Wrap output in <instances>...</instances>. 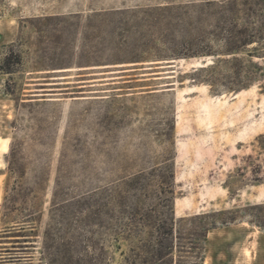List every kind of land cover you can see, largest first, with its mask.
I'll return each instance as SVG.
<instances>
[{"label": "rangeland", "instance_id": "1", "mask_svg": "<svg viewBox=\"0 0 264 264\" xmlns=\"http://www.w3.org/2000/svg\"><path fill=\"white\" fill-rule=\"evenodd\" d=\"M0 148V264H121L113 183L134 244L173 200L175 264H264V0H0Z\"/></svg>", "mask_w": 264, "mask_h": 264}, {"label": "trees", "instance_id": "2", "mask_svg": "<svg viewBox=\"0 0 264 264\" xmlns=\"http://www.w3.org/2000/svg\"><path fill=\"white\" fill-rule=\"evenodd\" d=\"M235 4V3H234ZM255 42V37H252L250 40L247 38L240 39L238 43L240 46H236L233 50H230L228 54H235L241 51L242 48L247 45ZM236 69L234 72L240 75L241 62L236 59ZM232 64V63H231ZM212 68H217L216 66ZM215 69L201 70V72H213ZM252 81H256L259 77L258 74L251 73ZM112 187L104 190V198L102 201V206L100 212L96 209L95 206H90V214L92 216V227L97 225L96 219L101 217L102 226L105 229V234L108 237V242H113L119 244L118 249H121L120 244L123 242L127 244V251L122 252L123 261L121 264H175V254L178 251V246L176 243L175 236V217H174V208L172 201L168 205V212L164 214L165 219L161 220V216H153V239L151 241V232L148 233V238L143 241L141 246L134 244L137 241V234L135 232V227L137 224V215L134 205L129 202L131 196L123 195V192L119 190L115 183L111 185ZM60 194L57 190L53 193V199L50 208V219L54 221L57 216V211L59 207H62L63 210L70 208V200H63L61 203L58 202ZM93 198V197H92ZM264 208V204L254 206L253 210L259 211V214L253 215V219L250 223L252 225H257L264 230V221L260 215V211ZM98 211V212H97ZM63 211V214L67 215L68 212ZM98 218V219H99ZM147 223L151 228V214L147 215ZM28 219V218H27ZM203 219V218H199ZM235 221V220H234ZM230 222H222L223 226H228ZM32 222L27 220L23 222V226H31ZM100 225V226H101ZM218 226L208 225L204 228L203 232L200 233L202 237L207 239L208 234L217 230ZM89 233L94 234V231H89ZM206 234V235H205ZM195 249V248H193ZM195 258L200 259L202 262L204 257L200 256L199 253ZM203 254V253H202ZM66 264H94L91 260H82L77 259L73 260L72 256H65ZM113 257L110 254H107L106 264L113 263ZM181 264V263H179ZM192 264H197V262H192Z\"/></svg>", "mask_w": 264, "mask_h": 264}, {"label": "crops", "instance_id": "3", "mask_svg": "<svg viewBox=\"0 0 264 264\" xmlns=\"http://www.w3.org/2000/svg\"><path fill=\"white\" fill-rule=\"evenodd\" d=\"M215 231V230H214ZM211 233V232H210ZM209 233V234H210ZM260 242H261V245H262V248L264 249V234L262 233L261 236H260Z\"/></svg>", "mask_w": 264, "mask_h": 264}, {"label": "bare ground", "instance_id": "4", "mask_svg": "<svg viewBox=\"0 0 264 264\" xmlns=\"http://www.w3.org/2000/svg\"><path fill=\"white\" fill-rule=\"evenodd\" d=\"M40 96H45V95H40ZM2 139V138H1ZM7 141V140H6ZM0 150H1V148H0ZM250 228V227H249ZM255 228V227H254ZM257 231V230H256Z\"/></svg>", "mask_w": 264, "mask_h": 264}, {"label": "water", "instance_id": "5", "mask_svg": "<svg viewBox=\"0 0 264 264\" xmlns=\"http://www.w3.org/2000/svg\"><path fill=\"white\" fill-rule=\"evenodd\" d=\"M47 95H53V94H47Z\"/></svg>", "mask_w": 264, "mask_h": 264}]
</instances>
